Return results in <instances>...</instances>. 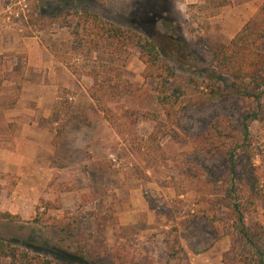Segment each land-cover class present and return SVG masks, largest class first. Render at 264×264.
Wrapping results in <instances>:
<instances>
[{"label":"rangeland","instance_id":"obj_1","mask_svg":"<svg viewBox=\"0 0 264 264\" xmlns=\"http://www.w3.org/2000/svg\"><path fill=\"white\" fill-rule=\"evenodd\" d=\"M17 2L26 4V19L34 13L45 26L12 22L20 12ZM222 2L226 5L219 7ZM262 5L264 0H0L3 22L19 38L37 44L47 55V71L57 76L42 81L32 77V82H57L59 88L48 118L39 121L57 148L47 155L49 171L40 170L44 161L38 152L32 161L20 163L25 167L21 174L0 172V239L16 245L41 241L70 250L88 264H257L256 252L240 235L242 226L231 211L233 205H245L226 153L236 150L243 164L252 162L264 190V120L249 125L250 146L236 148L242 144L244 99L231 94L210 101L202 90L189 91L176 106L178 127L170 129L181 139H173L170 131L161 136L169 128L156 104L154 81L142 78L137 51H88L89 38L81 31L74 35L46 21L62 13L94 14L147 37L176 75L205 82L212 49L227 44L248 20L259 17ZM262 49L264 53V43ZM108 67L120 70L121 81L139 85L136 94L107 102L120 134L88 96L93 82L87 73H96L100 86L114 84ZM73 105L79 108L71 111ZM31 106L35 111V103ZM123 111L156 115L160 128L144 118L132 124ZM102 121L110 129L105 140ZM217 123L220 135L211 130ZM92 125L100 139L81 151L80 133ZM54 174L66 187L59 200L46 187ZM40 200H51L59 210L48 211L35 224ZM48 217L72 236L46 222ZM242 220L246 227L264 226V204L242 212Z\"/></svg>","mask_w":264,"mask_h":264},{"label":"trees","instance_id":"obj_2","mask_svg":"<svg viewBox=\"0 0 264 264\" xmlns=\"http://www.w3.org/2000/svg\"><path fill=\"white\" fill-rule=\"evenodd\" d=\"M224 5L226 4L222 2L219 7ZM15 10L20 9L17 7ZM259 12V17L248 20L227 44L212 49L213 59L210 71L205 73V82L176 75L173 67L161 57L157 46L147 37L115 26L94 14L88 12L73 15L62 13L60 16H52L50 21L46 22L48 25L58 23L60 26L72 30L71 34L74 35L81 31L84 36L89 38L91 47L88 48V51L91 48L93 52H103L105 49H109L110 53L136 50L138 60L144 67L142 78L154 81L156 104L162 110L163 122L169 128L160 134L161 136L168 135V131L173 126L178 127L177 118L180 108L176 109V106L189 91L202 90L210 101L222 99L231 94L241 97L246 102L247 111L244 113L241 123L242 144L240 146L236 144V148H246L251 143L249 125L264 120V53L262 49L264 5L259 7ZM14 15H17L16 19L11 17V21L14 23L23 22L22 24L38 26L40 29L45 26V23L40 21L37 15L34 17V13L28 19L22 11H16ZM165 56L167 55L165 54ZM54 57L66 68L73 70V65L70 62L58 57L55 53ZM108 70L114 73L115 80L113 85L107 87L98 85L96 73H87L86 76L93 82L88 90V96L95 103L102 118L117 134H120L121 131L115 127L117 118L108 109L107 102L136 94L139 85L121 81V73L117 67H108ZM123 116L127 120L130 118L132 124H135L139 118L148 119L159 126L157 129L160 128V121L156 115L150 113L140 115L136 112L123 111ZM220 126V123L211 126L215 135H220ZM156 131L148 137V141L153 139ZM170 133L171 135H169L173 139H181L175 131H170ZM226 156L230 174L242 188L241 196L245 205L244 209L233 205L231 211L237 216L238 222L242 226L240 235L256 252L257 264H264V249L261 250L260 247H264V226L246 227L242 220V212H247L250 208L253 209L258 203L264 204V190L252 162H249L248 165L243 164V161L236 158V150L227 152ZM237 162L239 164L238 171L236 170ZM57 179L58 175L54 174L51 182L47 185V191H51L55 200H59L58 196L66 191L65 185L57 183ZM41 209L43 212L39 213ZM34 210L37 215L35 224H40L48 211L59 210V206L54 205L51 200H40ZM45 221L53 222L52 226L64 232L66 236H72L57 219L48 217ZM3 261H7V264H88L70 250H63L41 241L21 242L16 245L13 241L0 239V264Z\"/></svg>","mask_w":264,"mask_h":264},{"label":"crops","instance_id":"obj_3","mask_svg":"<svg viewBox=\"0 0 264 264\" xmlns=\"http://www.w3.org/2000/svg\"><path fill=\"white\" fill-rule=\"evenodd\" d=\"M36 52H40L38 58ZM46 56L37 44L13 33L0 17V172L3 174H21L25 167L20 163L32 161L38 152L43 154L44 161L40 170L49 171L47 155L53 154L57 148L50 141L48 129L39 126V121L48 118L59 88L57 82L42 85L31 79L35 77L42 81L49 76L57 79L54 72L47 71ZM32 103L36 105L35 111ZM73 108L77 110L79 107L73 105L71 111ZM33 112L38 115L34 121ZM83 128L86 132L80 133L83 138L79 148L85 152L100 136L94 125ZM99 129L105 140L106 132H110L105 121L99 124ZM65 133L67 135V131Z\"/></svg>","mask_w":264,"mask_h":264},{"label":"built area","instance_id":"obj_4","mask_svg":"<svg viewBox=\"0 0 264 264\" xmlns=\"http://www.w3.org/2000/svg\"><path fill=\"white\" fill-rule=\"evenodd\" d=\"M17 4L19 5L20 11H22V13L24 14L25 9H26V4L23 3V5H21L20 2H17ZM17 17V15H15ZM113 162H116L115 159H112Z\"/></svg>","mask_w":264,"mask_h":264}]
</instances>
